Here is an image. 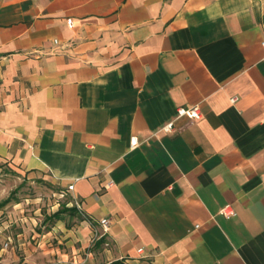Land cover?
I'll list each match as a JSON object with an SVG mask.
<instances>
[{"label": "crops", "instance_id": "crops-1", "mask_svg": "<svg viewBox=\"0 0 264 264\" xmlns=\"http://www.w3.org/2000/svg\"><path fill=\"white\" fill-rule=\"evenodd\" d=\"M263 40L264 0H0V164L70 198L34 264H264Z\"/></svg>", "mask_w": 264, "mask_h": 264}, {"label": "rangeland", "instance_id": "rangeland-1", "mask_svg": "<svg viewBox=\"0 0 264 264\" xmlns=\"http://www.w3.org/2000/svg\"><path fill=\"white\" fill-rule=\"evenodd\" d=\"M64 194L40 178L14 173L0 164V264L35 263L30 254L37 253V231L45 232L53 223L47 216L70 200Z\"/></svg>", "mask_w": 264, "mask_h": 264}, {"label": "built area", "instance_id": "built-area-1", "mask_svg": "<svg viewBox=\"0 0 264 264\" xmlns=\"http://www.w3.org/2000/svg\"><path fill=\"white\" fill-rule=\"evenodd\" d=\"M66 23H67V25L70 26L71 20L67 19ZM53 43L55 45L58 44L57 40H54ZM261 47L264 50V40L261 42ZM232 102H234V99L232 100ZM200 117H201L200 107L198 105H194V106H186L184 108L183 107L177 108L175 119L186 118V119L191 120V121H195V120L198 121V119H200ZM172 127H173V121L165 124L160 129V131L163 133H170L172 131ZM136 146H137V139L135 137H131L130 138V147L135 148ZM72 189H73V185H69L67 187V191H71ZM72 205L78 210L80 215L84 218V215L81 212V206H80V204H78V201L74 199ZM227 210L228 209L225 208L224 210H221L220 213L223 216H229L230 214L228 213ZM87 222H88V224L92 230L91 243H94L97 239L102 237L104 234H107V231H108L107 219H101L97 223H94L91 220H87Z\"/></svg>", "mask_w": 264, "mask_h": 264}]
</instances>
